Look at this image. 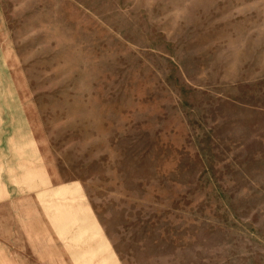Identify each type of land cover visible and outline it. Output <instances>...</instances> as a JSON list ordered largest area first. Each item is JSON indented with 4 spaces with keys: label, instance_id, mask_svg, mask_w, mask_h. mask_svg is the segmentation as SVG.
<instances>
[{
    "label": "rangeland",
    "instance_id": "obj_1",
    "mask_svg": "<svg viewBox=\"0 0 264 264\" xmlns=\"http://www.w3.org/2000/svg\"><path fill=\"white\" fill-rule=\"evenodd\" d=\"M0 264H264V0H0Z\"/></svg>",
    "mask_w": 264,
    "mask_h": 264
}]
</instances>
